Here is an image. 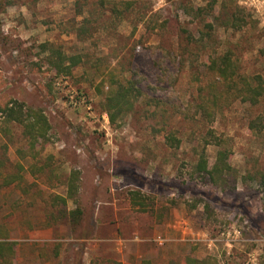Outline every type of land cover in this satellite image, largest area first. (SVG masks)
I'll list each match as a JSON object with an SVG mask.
<instances>
[{"label":"rangeland","instance_id":"obj_1","mask_svg":"<svg viewBox=\"0 0 264 264\" xmlns=\"http://www.w3.org/2000/svg\"><path fill=\"white\" fill-rule=\"evenodd\" d=\"M211 1L0 0V107L17 101L50 124L49 142L29 156L23 126L0 110V242L15 243L10 263L264 264V139L249 126L264 101L243 102L242 79L230 86L208 66L229 54L239 76L264 79V0L197 12ZM207 24L209 36L188 45ZM44 44L82 63L59 74ZM111 70L143 93L114 124L109 88L100 92ZM202 105L231 149L224 180L196 171L210 128ZM205 150L211 168L222 148Z\"/></svg>","mask_w":264,"mask_h":264},{"label":"trees","instance_id":"obj_2","mask_svg":"<svg viewBox=\"0 0 264 264\" xmlns=\"http://www.w3.org/2000/svg\"><path fill=\"white\" fill-rule=\"evenodd\" d=\"M217 0L211 1L208 6L198 8V13L213 12L216 6ZM191 10H193L191 8ZM210 25H205L203 31H201L200 40L194 39L193 37H187V44L195 42H203L207 36H209L208 29ZM44 52H50L46 58L49 66L55 70L57 73H70L71 70L82 63V56L80 57H65V55L55 48L53 45L44 44L42 45ZM209 68L215 71L219 79L223 82L231 83L235 82L236 78L242 79L241 86L238 88L237 96L246 103L255 107L261 105L264 101V79L262 77H256L254 79L244 78L239 76L238 70L232 57L229 54H225L219 59L210 58ZM100 86L103 92L107 86L108 92L106 93V110L110 118L111 123L117 121V117L125 113L130 112L136 105V102L140 100L143 96L141 89L138 87V83L133 77L129 78L124 72L116 73L114 70L108 73H102ZM204 119H207V124L209 127L215 121V111L209 108L207 105H202L199 107ZM1 113L8 123H18L24 128V135L27 140L29 156L33 155L40 145L44 146L49 142V130L50 124L47 116L42 110H37L33 108H26L25 105L17 101H12L4 107H0ZM250 130L252 134L259 138L264 139V111L253 118L250 121ZM203 151L199 154V160L196 165V171L198 174L205 176L209 175L212 180L216 181L219 179H225L232 170L229 163L230 151L228 148V140L223 135H218L217 131L210 127L208 131L202 138ZM171 147L179 148L181 146V141L176 137H173L170 141ZM210 145H215L221 147L222 150L218 152L217 159L213 166L209 168V158L206 154V148ZM28 156V155H27ZM17 180V179H16ZM11 183V182H10ZM8 183V184H10ZM260 184L264 188V173L260 174ZM66 202L65 200H63ZM264 203V196H263ZM83 211L77 208L70 212L69 218L70 223L76 227L81 224L83 218ZM0 238L7 239V236L0 235ZM17 256V251L15 249V243L3 241L0 242V264H12L10 260L15 259ZM142 264H152L149 260H144ZM183 264H217L215 259H197L192 257H187Z\"/></svg>","mask_w":264,"mask_h":264}]
</instances>
